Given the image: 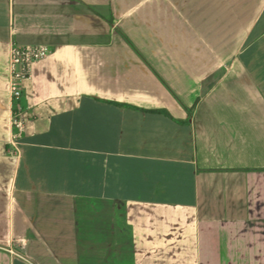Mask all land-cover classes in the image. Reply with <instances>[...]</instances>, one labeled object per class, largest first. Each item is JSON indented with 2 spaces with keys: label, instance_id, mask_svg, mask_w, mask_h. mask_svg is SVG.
Returning <instances> with one entry per match:
<instances>
[{
  "label": "crops",
  "instance_id": "obj_1",
  "mask_svg": "<svg viewBox=\"0 0 264 264\" xmlns=\"http://www.w3.org/2000/svg\"><path fill=\"white\" fill-rule=\"evenodd\" d=\"M0 264H264V0H0Z\"/></svg>",
  "mask_w": 264,
  "mask_h": 264
},
{
  "label": "built area",
  "instance_id": "obj_2",
  "mask_svg": "<svg viewBox=\"0 0 264 264\" xmlns=\"http://www.w3.org/2000/svg\"><path fill=\"white\" fill-rule=\"evenodd\" d=\"M49 48L46 44H17L12 43L9 53V94L12 102L10 123L12 137L18 136L25 124L26 116L21 103L22 88L25 80L31 77L33 62L47 55Z\"/></svg>",
  "mask_w": 264,
  "mask_h": 264
}]
</instances>
